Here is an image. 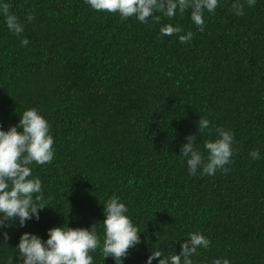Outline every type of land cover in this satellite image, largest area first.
Masks as SVG:
<instances>
[{"label":"trees","instance_id":"trees-1","mask_svg":"<svg viewBox=\"0 0 264 264\" xmlns=\"http://www.w3.org/2000/svg\"><path fill=\"white\" fill-rule=\"evenodd\" d=\"M234 2L205 11L201 32L190 9L141 23L85 0H0L29 40L21 46L0 14V129L36 108L54 140L52 162L29 165L47 207L39 220L0 228V264H17L23 233L46 241L50 228L94 224L101 247L89 253L93 264H115L102 254L103 204L113 195L140 230L123 264H147L156 250L180 254L192 232L211 242L193 264H264V0L245 4L242 16ZM169 23L192 40L161 35ZM200 117L210 121L203 133ZM217 127L234 135L228 171L190 175L180 153L186 137L196 135L206 158L204 141L218 138Z\"/></svg>","mask_w":264,"mask_h":264},{"label":"clouds","instance_id":"clouds-1","mask_svg":"<svg viewBox=\"0 0 264 264\" xmlns=\"http://www.w3.org/2000/svg\"><path fill=\"white\" fill-rule=\"evenodd\" d=\"M91 9L97 12L119 13L122 18L135 16L141 23H147L148 18L159 22L160 15L172 18L177 9L180 13L191 10V21L204 31V14L214 13L218 7V0H85ZM256 0H236L232 10L236 15H244L245 4L254 7ZM11 5H0L7 28L21 38V46H27L29 40L23 38L24 24L19 17L10 12ZM34 16L29 13L27 21ZM161 35H177L181 43L192 40L193 33L171 23L160 28ZM184 33V34H182ZM17 126L4 131L0 129V228L7 227L14 219H19L20 226L35 217L39 220V212L46 208L42 182L38 177H32L33 162L37 164L51 163L54 158V140L50 134L48 121L39 114L36 108L25 110L20 116ZM18 128L21 129L18 131ZM210 128V121L200 117L198 131L203 133ZM218 138L214 141H204L205 156L194 146L196 135L186 137L181 154L186 158L190 175H195L198 169L201 174L213 175L220 170L227 172L225 167L232 163L234 135L231 131L221 127L216 128ZM252 159H259V151L249 153ZM103 208L105 219L102 254L104 259L112 257L115 264H123V259L129 255V249L136 247L140 241V230L134 226L131 219L125 215L128 208L120 202L119 197L113 195L108 198ZM4 239L9 237L3 233ZM190 239L181 244L180 254L165 256L161 251H152L147 264L160 258L158 264H193L191 257L197 254L201 247L207 249L210 240L200 232L188 234ZM17 264H93V257L89 254L101 247L95 224L91 229L57 226L48 230V239L42 240L38 235L23 233L18 244ZM163 257V258H161ZM8 264H13L9 258ZM213 264H230L227 258L216 259Z\"/></svg>","mask_w":264,"mask_h":264}]
</instances>
